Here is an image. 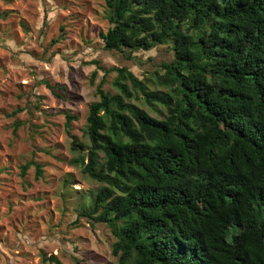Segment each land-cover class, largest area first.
<instances>
[{
    "label": "trees",
    "instance_id": "obj_1",
    "mask_svg": "<svg viewBox=\"0 0 264 264\" xmlns=\"http://www.w3.org/2000/svg\"><path fill=\"white\" fill-rule=\"evenodd\" d=\"M103 1V49L159 59L147 80L113 68L116 93L96 84L70 163L101 186L75 221L110 232L102 264H264V0Z\"/></svg>",
    "mask_w": 264,
    "mask_h": 264
},
{
    "label": "rangeland",
    "instance_id": "obj_2",
    "mask_svg": "<svg viewBox=\"0 0 264 264\" xmlns=\"http://www.w3.org/2000/svg\"><path fill=\"white\" fill-rule=\"evenodd\" d=\"M107 25L103 0H0V264H51L42 261L51 254L61 264L117 259L103 225L75 221L101 184L70 163L79 155L71 142L88 143L86 115L101 79L116 93L113 68L147 80L159 57L157 48L130 58L105 51L97 32ZM92 60L101 66L94 77ZM66 114L74 116L68 127ZM31 159L42 167L38 178L34 166L20 175Z\"/></svg>",
    "mask_w": 264,
    "mask_h": 264
}]
</instances>
